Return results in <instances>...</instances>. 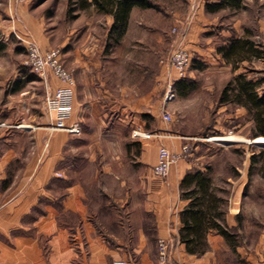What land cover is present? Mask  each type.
<instances>
[{"label":"crops","instance_id":"1","mask_svg":"<svg viewBox=\"0 0 264 264\" xmlns=\"http://www.w3.org/2000/svg\"><path fill=\"white\" fill-rule=\"evenodd\" d=\"M186 1L187 10L173 9L169 13L175 20L173 25L187 21L193 0H182L184 4ZM205 3L202 0L192 23L193 33L198 27L208 26L203 21ZM152 11L135 9L127 34L138 25L151 27L156 22L148 18L154 14ZM103 17L110 28L113 18ZM188 38L184 44L192 51L194 35ZM38 39L44 50L45 42ZM76 67L78 72L88 73L85 63ZM83 73L75 77L70 123H80L86 129L85 115L103 114L106 122L100 119L87 129L91 133L107 132L98 141L86 143L87 152H80L81 146L73 136L45 129L44 120L39 128L24 131L0 126V264H115L122 260L129 264H159L161 239L170 244L169 264H222L221 251L230 253L222 236L210 234V248L201 257L186 252L179 237L181 213L188 203L181 198L180 184L192 165L178 162L167 178L153 174L159 147L179 150L183 141L174 136L170 142L146 143L131 137L132 128L147 131V123L141 118L147 115L144 92L139 87L130 89L111 75ZM50 82L54 89L60 87L54 78ZM108 115L116 116L108 121ZM152 116L157 122L155 130L161 133V114ZM36 119L24 114L17 120L32 121L30 125L34 126ZM120 131H125L123 138ZM106 137H113L115 143L111 146ZM29 138L33 143L26 141ZM130 163L132 168L123 171ZM245 261L264 264V257L254 261L249 256Z\"/></svg>","mask_w":264,"mask_h":264},{"label":"rangeland","instance_id":"2","mask_svg":"<svg viewBox=\"0 0 264 264\" xmlns=\"http://www.w3.org/2000/svg\"><path fill=\"white\" fill-rule=\"evenodd\" d=\"M152 2L158 5L151 8L154 14L148 18L156 22L151 27L147 24L135 26L120 44L108 46L109 22L96 8L79 10L74 17L68 13V0H0V45L6 47L0 56V126L24 131L39 128V122L43 120L46 125L42 127L45 129L52 124L46 110V99L48 92L55 89L52 86L48 89L46 83L26 65L28 54L25 42L19 39L22 36H29L40 46L39 36L46 44L44 51L60 50L65 67L74 78L77 73H83L78 72L76 67L83 62L89 68L88 73L82 75H111L123 85H129L130 89L139 87L146 95L147 115L141 118L147 123V131L132 128L130 136L146 143L155 140L170 142L172 137H180L183 146L186 144L191 150V155L184 161L197 169H204L207 165L212 167V178L229 193L227 222L239 229L240 238L236 253L221 251V263L249 264L245 261L249 256L254 261L264 257V177L260 172L261 164L250 176V158L259 148L264 149V143L252 144L257 139H253L254 124L245 109L235 105L220 107L218 100L227 83L240 73L264 81V58H254L235 66L224 61L218 48L232 39L243 37L254 42L264 57V0H247L246 7L238 13H205L203 21H207L208 26L198 27L194 33L191 29L193 22L188 24V17L196 5L194 21L202 0H193L189 15L185 17L187 21L174 25L175 20L169 13L173 9L184 11L186 5L189 7L188 1L185 4L182 0ZM176 26L180 32L174 34ZM191 34L194 35V59L185 77L190 91L182 96L176 90V96L165 101V70L161 61L179 45L177 40L180 42L183 38L187 44ZM99 104L105 105L102 102ZM167 109L173 121L168 124L161 120V133L157 132L153 138L136 135L155 130L157 122L152 115L160 113L162 119ZM24 114L37 117L34 126L30 125L32 121L17 120ZM114 116L108 115V121ZM100 119L106 122L103 114L85 115L83 122L87 124L86 129L81 127L78 135L67 133L81 146V153L87 152L86 143L98 141L107 133L99 130L89 132L88 129ZM120 133L123 138L125 131ZM213 137H226L233 141H209ZM32 139L26 141L31 144ZM107 139L111 146L115 143L113 137ZM112 148L117 149V146ZM167 148L174 152L181 149ZM88 167L84 164L83 168L88 170ZM131 168V163L125 164L122 170ZM239 214L242 216V228L235 219Z\"/></svg>","mask_w":264,"mask_h":264},{"label":"trees","instance_id":"3","mask_svg":"<svg viewBox=\"0 0 264 264\" xmlns=\"http://www.w3.org/2000/svg\"><path fill=\"white\" fill-rule=\"evenodd\" d=\"M247 0H208L206 12L220 14L224 11L238 13L246 7ZM152 0H68V13L89 11L96 8L103 16H111L113 25L108 32V46L120 44L128 32L130 17L137 8H152ZM75 17V15H74ZM6 49L0 45V56ZM218 53L225 62L238 66L244 61L254 58L263 59V53L256 44L247 38L232 39L229 43L218 48ZM186 78L176 84V90L182 96L188 94L189 85ZM17 91V90H16ZM220 107L235 105L246 110L247 115L254 124L253 139L264 137V81L254 80L247 73H240L227 83L218 100ZM252 163L250 176L254 169L261 164L260 172L264 177V149L250 158ZM212 167L207 165L204 169L192 168L188 171L180 184V194L187 201L185 210L181 213L182 228L179 231L182 244L186 252L191 255L202 256L210 248L209 235L215 233L225 239L230 251L236 253L240 246L237 228L229 226L227 222L228 192L219 186L212 178ZM242 228L241 214L235 217Z\"/></svg>","mask_w":264,"mask_h":264},{"label":"built area","instance_id":"4","mask_svg":"<svg viewBox=\"0 0 264 264\" xmlns=\"http://www.w3.org/2000/svg\"><path fill=\"white\" fill-rule=\"evenodd\" d=\"M196 11V5L193 6L192 12L188 17V24L193 22V17ZM180 32L178 26L174 27L173 33ZM25 42L26 52L28 58L26 65H28L43 80L48 89H51L49 80L53 77L60 83V87L48 92L46 99V110L49 112L51 119V126H47L48 131H62L78 135L81 133V126L77 123H70L73 115L74 93L77 87V81L70 70L65 67L62 53L58 49H51L44 51L35 43L29 36H22L19 38ZM193 53L184 45V39H181L179 45L161 61L165 70L166 82V100H172L176 96V84L183 80L188 73L190 66L193 64ZM162 120L166 123H172L173 117L170 112L164 110ZM152 138L157 135L154 133L138 134ZM158 161L153 168V174L157 177L167 178L171 172L172 167L180 161H184L191 155V150L188 145H184L178 152L169 150L166 146L159 147ZM159 264H169L171 261V249L168 241L161 239L158 243ZM115 264H129L127 261H117Z\"/></svg>","mask_w":264,"mask_h":264},{"label":"bare ground","instance_id":"5","mask_svg":"<svg viewBox=\"0 0 264 264\" xmlns=\"http://www.w3.org/2000/svg\"><path fill=\"white\" fill-rule=\"evenodd\" d=\"M22 128V127H21ZM213 140H219V141H233V139H227L226 137H213L212 139H210L209 141H213ZM255 143L259 142V143H264V138H257V140L254 141ZM241 196V195H240Z\"/></svg>","mask_w":264,"mask_h":264},{"label":"water","instance_id":"6","mask_svg":"<svg viewBox=\"0 0 264 264\" xmlns=\"http://www.w3.org/2000/svg\"><path fill=\"white\" fill-rule=\"evenodd\" d=\"M252 144H259V142L255 143V142H252Z\"/></svg>","mask_w":264,"mask_h":264}]
</instances>
